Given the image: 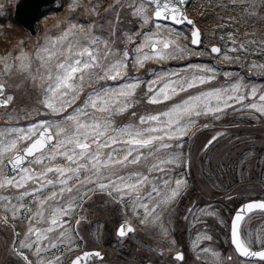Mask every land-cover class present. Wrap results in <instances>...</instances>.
<instances>
[{"label": "snow or ice", "instance_id": "6c2138e0", "mask_svg": "<svg viewBox=\"0 0 264 264\" xmlns=\"http://www.w3.org/2000/svg\"><path fill=\"white\" fill-rule=\"evenodd\" d=\"M186 4L108 0L104 7V0H88V6L71 0L69 13L82 8L89 23L69 19L31 49L21 40L0 53V224H12L8 255L15 264H64L65 258L68 264H103L101 251L89 250L81 235L85 205L97 194L124 213L115 230L121 243L136 233L135 218L143 228L159 227L173 264H186L162 220L189 186L177 171L190 167L185 138L195 135L202 119L220 121L230 112L264 120V86L214 66L238 64L264 77V63L241 59L264 56V32L241 31L235 16H221L207 37L210 46L202 47L204 33ZM238 5L245 19L256 15V6L243 0L216 7L227 12ZM183 25L189 32L178 30ZM230 25L235 30L226 31ZM193 57L210 60L192 63ZM172 62L180 69L169 70ZM19 78L38 92L27 109L15 107L10 91ZM141 92L149 105L180 99L164 111L138 115L133 109ZM130 111L134 119L121 126L116 118ZM225 135L216 133L204 149ZM188 214L193 228L204 225L192 241L200 264H264V227L252 226L256 215L264 222V199L241 203L227 223L211 203L190 207ZM207 218L227 228L231 254L204 246L213 241Z\"/></svg>", "mask_w": 264, "mask_h": 264}, {"label": "rangeland", "instance_id": "374dc122", "mask_svg": "<svg viewBox=\"0 0 264 264\" xmlns=\"http://www.w3.org/2000/svg\"><path fill=\"white\" fill-rule=\"evenodd\" d=\"M259 1L261 5H264V0ZM14 2L15 0H0V37L5 33L8 34L9 27H13L10 22L7 24V19L10 21L12 17ZM62 2L63 10L59 9L61 12L46 14L38 21L40 26L38 40L46 33L57 32V24L61 22L66 24L69 19L81 24L90 22L82 8L69 13L68 6L71 0ZM81 2L88 6V0H81ZM92 2L95 3V0ZM107 2L108 0H104V7L107 6ZM223 2L224 0H192V5L188 8L189 17L199 22L197 25L204 33L205 39L202 47L210 46L207 37L211 30L221 22V16H235L240 21L241 31L264 32L263 15L247 16L245 19L246 14L242 13L239 5L235 8L229 7L227 12L216 7ZM243 2L247 5L254 4L255 9L259 5L256 0H243ZM102 10L101 8L100 11ZM251 19L255 20V25L250 22ZM12 23L14 24L13 21ZM125 27L131 29L132 25ZM178 30L189 32V28L186 26L178 27ZM232 30L235 29L231 25L226 29V31ZM24 32L26 34V31ZM216 34L219 36L222 33L218 31ZM26 35L27 40L26 38L21 40L24 41L25 49L28 50L33 48L34 44L28 32ZM9 50H13V46ZM241 59L264 63V56L247 58L242 56ZM209 60V57H193L190 62L208 63ZM214 66L221 71L239 73L245 81L254 83L258 87L264 86V77L250 74L247 68L241 65L214 63ZM150 67L158 68L156 65H150ZM167 67L169 70H179L181 65L172 62ZM148 78H150V74H143V79L147 80ZM222 83L223 78L221 77L216 82V86ZM15 84H19V87L17 88ZM10 91L15 95V107L18 109L31 107L38 97V92L34 89L32 82L23 78L17 79ZM194 93L195 90H193ZM137 99L141 100V103L137 104L133 110L140 115L164 111L172 102H179L180 98L177 97L174 101L161 105H149L143 102L141 92L138 93ZM116 119L122 126L134 118L131 117L130 111ZM24 123L26 122L20 121L21 125ZM203 123H208L210 126L203 128ZM0 127H3L2 120H0ZM197 128L199 130L194 129L195 135L185 138L184 142L183 152L185 158L190 162V167L177 170L187 178L188 189L172 204L170 211L162 217L165 226L171 233V238L176 240L178 249L185 253L186 264H200L195 258L197 252L192 248V241L196 239L197 230L203 231L204 229V225L200 224L193 228L190 222L192 217L185 220L184 217L189 215L190 207H202L211 203L219 210L221 217L227 223L230 221L232 211L241 203L249 199H264V120L257 122L248 119L247 114L230 112L220 121L202 119ZM218 132H224L226 135L205 150L204 145ZM249 152L252 153L251 156H249ZM229 196L232 197L231 200L228 199ZM107 199V196L103 194L94 196L93 200L85 205L86 210L83 214L87 220L81 225L84 243L89 250L101 251L105 258L103 264H173L172 254L167 251L168 244L162 238L159 227L143 228L133 218L137 231L121 243L115 236V230L123 221L124 213L119 205L105 203ZM257 225L264 227V222L259 215H256L252 220L253 228ZM20 227L22 226H18V230ZM207 228L213 235V241L203 242L204 246L211 245L225 256L231 254L227 228L219 225L215 218H207ZM11 239L12 224L9 223L7 226L0 224V264H10V261L15 264L16 258L8 255ZM161 251L164 252L163 256L158 255ZM64 264H68L67 258H65Z\"/></svg>", "mask_w": 264, "mask_h": 264}, {"label": "water", "instance_id": "95a60500", "mask_svg": "<svg viewBox=\"0 0 264 264\" xmlns=\"http://www.w3.org/2000/svg\"><path fill=\"white\" fill-rule=\"evenodd\" d=\"M191 0H187L186 7ZM61 0H17L14 4L13 20L27 29L30 35L36 39L39 26L37 21L41 15L50 11L58 10Z\"/></svg>", "mask_w": 264, "mask_h": 264}, {"label": "trees", "instance_id": "16d2710c", "mask_svg": "<svg viewBox=\"0 0 264 264\" xmlns=\"http://www.w3.org/2000/svg\"><path fill=\"white\" fill-rule=\"evenodd\" d=\"M9 22L13 25V27H9L8 34L5 33L4 36L0 37V53H3L5 50L11 49L14 44H17L21 39L25 38L24 31L15 26V24H13L11 20L8 21L7 24ZM250 22L253 24L252 19L250 20ZM26 44L29 45V43Z\"/></svg>", "mask_w": 264, "mask_h": 264}, {"label": "bare ground", "instance_id": "6f19581e", "mask_svg": "<svg viewBox=\"0 0 264 264\" xmlns=\"http://www.w3.org/2000/svg\"><path fill=\"white\" fill-rule=\"evenodd\" d=\"M256 3H258L259 5L257 6V8L255 9L256 15H263L264 14V7H261V2L259 0H256ZM264 16V15H263ZM252 22H255L254 19H252Z\"/></svg>", "mask_w": 264, "mask_h": 264}]
</instances>
